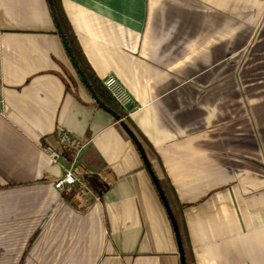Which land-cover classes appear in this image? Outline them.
I'll return each instance as SVG.
<instances>
[{
	"label": "crops",
	"instance_id": "0c3cea01",
	"mask_svg": "<svg viewBox=\"0 0 264 264\" xmlns=\"http://www.w3.org/2000/svg\"><path fill=\"white\" fill-rule=\"evenodd\" d=\"M61 5L95 77L135 105L125 122L97 104L48 0H0V264H181L123 122L185 264H264V0ZM57 129L86 145L88 192L53 185Z\"/></svg>",
	"mask_w": 264,
	"mask_h": 264
},
{
	"label": "built area",
	"instance_id": "2783aa9c",
	"mask_svg": "<svg viewBox=\"0 0 264 264\" xmlns=\"http://www.w3.org/2000/svg\"><path fill=\"white\" fill-rule=\"evenodd\" d=\"M101 83L108 94L122 109L126 106L135 105L133 96L115 75H107L102 79ZM55 136L58 147L54 148L46 145L43 147V150L55 163L61 161L64 153L68 156L67 162L62 165L61 175L53 184L55 189L64 190L79 186L84 192H88L89 190L84 184L78 168L75 165L79 161L81 151L86 146L85 143L63 129H57Z\"/></svg>",
	"mask_w": 264,
	"mask_h": 264
},
{
	"label": "trees",
	"instance_id": "16d2710c",
	"mask_svg": "<svg viewBox=\"0 0 264 264\" xmlns=\"http://www.w3.org/2000/svg\"><path fill=\"white\" fill-rule=\"evenodd\" d=\"M50 9L54 18L56 29L63 40L65 48L69 56L77 62L78 69L82 72L89 82L93 92L96 96L109 108H111L118 116V120L127 122V114L119 107L115 100L108 94L101 84V81L97 79L90 69L80 45L77 41L76 35L71 27L70 23L63 12L61 0H48ZM77 72V70H76ZM77 74H79L77 72ZM80 75H78L79 77ZM81 79V78H80ZM82 160L85 166L91 170H101L104 168V162L99 154L94 150H88L82 155ZM78 187V186H76ZM74 188V187H73ZM79 188V187H78ZM80 189V188H79ZM76 192V190H74Z\"/></svg>",
	"mask_w": 264,
	"mask_h": 264
},
{
	"label": "water",
	"instance_id": "95a60500",
	"mask_svg": "<svg viewBox=\"0 0 264 264\" xmlns=\"http://www.w3.org/2000/svg\"><path fill=\"white\" fill-rule=\"evenodd\" d=\"M71 61L73 63V65L75 66V68L78 70V73L81 77V80L82 82L84 83V85L87 87V89L90 91L91 95L93 96V98L95 99V101L97 102V104L105 111H107L108 113H110L113 117H115L116 119H118V116L115 114V112L109 108L107 105H105L95 94V92H93L89 82L87 81V79L85 78L84 74L82 72L79 71L78 69V65H77V62L75 60H73L71 58ZM123 125V127L125 128V130L129 133V135L132 137V139L134 140L139 152L141 153L142 155V158L144 160V163H145V167L147 168V170L149 171L152 179H153V182L159 192V195L161 197V200L167 210V213L171 219V222H172V225H173V229H174V233H175V237H176V240H177V244H178V249H179V255H180V260H181V264H185V258H184V251H183V247H182V243H181V238H180V235H179V230H178V227H177V224H176V221L171 213V210H170V207H169V204L165 198V195L153 173V170L149 164V162L147 161L146 157H145V153L143 151V148H142V145L140 144V142L137 140V138L135 137V135L130 131V129L127 127V125L123 122L121 123Z\"/></svg>",
	"mask_w": 264,
	"mask_h": 264
}]
</instances>
